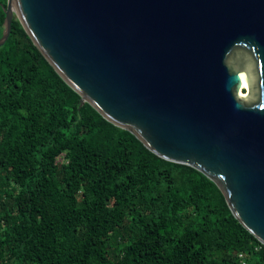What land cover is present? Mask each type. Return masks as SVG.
I'll return each instance as SVG.
<instances>
[{"label": "trees", "instance_id": "16d2710c", "mask_svg": "<svg viewBox=\"0 0 264 264\" xmlns=\"http://www.w3.org/2000/svg\"><path fill=\"white\" fill-rule=\"evenodd\" d=\"M80 100L14 16L0 46V264H264L214 181Z\"/></svg>", "mask_w": 264, "mask_h": 264}, {"label": "water", "instance_id": "95a60500", "mask_svg": "<svg viewBox=\"0 0 264 264\" xmlns=\"http://www.w3.org/2000/svg\"><path fill=\"white\" fill-rule=\"evenodd\" d=\"M5 13L0 46L16 16L81 106L214 181L264 244V0H8Z\"/></svg>", "mask_w": 264, "mask_h": 264}, {"label": "bare ground", "instance_id": "6f19581e", "mask_svg": "<svg viewBox=\"0 0 264 264\" xmlns=\"http://www.w3.org/2000/svg\"><path fill=\"white\" fill-rule=\"evenodd\" d=\"M243 88H248L247 83L243 80L242 82ZM245 92V94H247V92L245 90H243Z\"/></svg>", "mask_w": 264, "mask_h": 264}]
</instances>
